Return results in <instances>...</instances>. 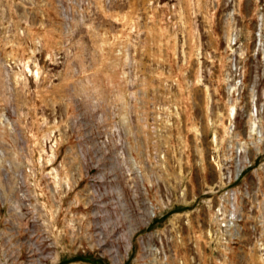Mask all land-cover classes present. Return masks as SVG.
Instances as JSON below:
<instances>
[{
    "label": "rangeland",
    "instance_id": "rangeland-1",
    "mask_svg": "<svg viewBox=\"0 0 264 264\" xmlns=\"http://www.w3.org/2000/svg\"><path fill=\"white\" fill-rule=\"evenodd\" d=\"M0 264H264V0H0Z\"/></svg>",
    "mask_w": 264,
    "mask_h": 264
},
{
    "label": "built area",
    "instance_id": "built-area-1",
    "mask_svg": "<svg viewBox=\"0 0 264 264\" xmlns=\"http://www.w3.org/2000/svg\"><path fill=\"white\" fill-rule=\"evenodd\" d=\"M156 212H157L156 209H154V210L152 211V215L155 216V215H156Z\"/></svg>",
    "mask_w": 264,
    "mask_h": 264
}]
</instances>
